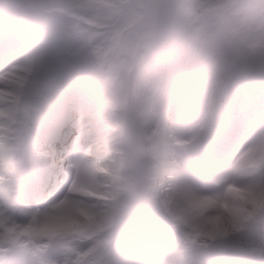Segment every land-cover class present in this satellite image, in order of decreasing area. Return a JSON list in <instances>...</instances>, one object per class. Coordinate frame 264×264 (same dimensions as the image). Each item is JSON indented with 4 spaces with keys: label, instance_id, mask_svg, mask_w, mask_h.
<instances>
[{
    "label": "clouds",
    "instance_id": "obj_1",
    "mask_svg": "<svg viewBox=\"0 0 264 264\" xmlns=\"http://www.w3.org/2000/svg\"><path fill=\"white\" fill-rule=\"evenodd\" d=\"M0 264H264V0H0Z\"/></svg>",
    "mask_w": 264,
    "mask_h": 264
}]
</instances>
